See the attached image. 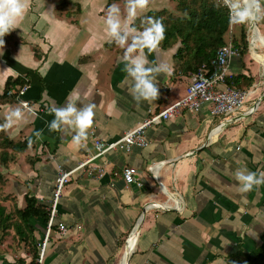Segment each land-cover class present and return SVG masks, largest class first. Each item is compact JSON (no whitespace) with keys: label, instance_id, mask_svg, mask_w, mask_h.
<instances>
[{"label":"crops","instance_id":"crops-1","mask_svg":"<svg viewBox=\"0 0 264 264\" xmlns=\"http://www.w3.org/2000/svg\"><path fill=\"white\" fill-rule=\"evenodd\" d=\"M104 1L77 0L79 13L70 18L67 10L58 14L59 0H44L45 7L33 0L25 19L4 39L0 94L9 76H22L28 83L16 100H0L1 123L9 109L20 107L23 118L5 134L14 141H33L13 152L14 160L0 163L2 197L16 200L13 211L0 204L4 214L11 213L15 220L14 210L24 207L25 195L48 208L59 172L72 170L41 264H120L133 240L126 264H226L239 246L255 248L264 233V186L241 193L234 179L238 168L264 170V50L257 51L264 47L261 30L254 33L248 28L254 48L228 60L232 75L252 78L250 84L241 80L235 85L255 87L244 106L256 102L252 113L225 117L212 114L208 104L197 111L183 108L160 124L147 126L145 146H117L78 167L95 154L96 139L117 140L125 130L182 98L199 68L209 69L203 64L184 75L174 56L178 44L160 47L148 59L168 63L172 75L157 77L156 101L136 104L129 94L131 81H126L119 63L124 50L106 42ZM77 93L96 105L86 148H77L71 134L48 131L53 119L48 109L63 106L70 94ZM22 100L30 107L25 108ZM29 109L36 111L35 117ZM37 130H43L42 139L36 138ZM124 167L134 170L133 183L124 181ZM171 195L179 209L158 206ZM28 222L37 254L46 223L35 216ZM58 222L66 225L65 234L58 231ZM9 232L17 244L11 249L2 239ZM1 241L0 264H29L33 248L15 235L12 226L0 230Z\"/></svg>","mask_w":264,"mask_h":264},{"label":"clouds","instance_id":"clouds-1","mask_svg":"<svg viewBox=\"0 0 264 264\" xmlns=\"http://www.w3.org/2000/svg\"><path fill=\"white\" fill-rule=\"evenodd\" d=\"M32 3L33 0H0V49L5 45V35L25 19ZM152 3L153 0H125L126 16H122L118 4H112L104 20L106 42L124 50L119 63L123 65L121 71L126 74V81H131L129 94L136 104L156 101L160 95L157 77L161 74L171 76L173 71L166 62L154 63L148 59L150 54L159 51L166 39V26L162 18L146 15ZM37 4L45 7L44 0H37ZM216 6L228 9L229 23L233 25L264 20V4L261 0H216ZM46 74V71L42 73ZM86 99H82L78 93L70 94L63 106L54 105L48 109V114L53 116L48 122V131L71 134L77 148L87 147L89 131L94 123L96 105L86 103ZM24 107H27L26 103ZM29 112L33 117L36 116L35 110L29 109ZM22 118L20 107L9 109L5 122L0 124V131L7 132ZM35 136L42 139L43 130H37ZM32 143L29 140V145ZM234 179L239 184V192L248 193L264 186V170L257 172L247 167L238 168Z\"/></svg>","mask_w":264,"mask_h":264},{"label":"trees","instance_id":"trees-1","mask_svg":"<svg viewBox=\"0 0 264 264\" xmlns=\"http://www.w3.org/2000/svg\"><path fill=\"white\" fill-rule=\"evenodd\" d=\"M66 1H68L67 4ZM172 1L175 2L173 10L166 7L157 10L151 9L146 15L162 18L166 26V39L160 47L168 48L178 44L174 56L179 61V71L184 75L196 72L203 64L209 69L212 68L211 60L227 39L231 41L237 53L241 55L247 53L249 39L246 24H239L237 34L229 30L228 9L223 6L217 7L216 0ZM261 3L264 4V0H261ZM71 4H74L75 9L79 12L80 7L77 0H61L59 8ZM66 15H68V11H66ZM139 23L138 20L137 27H139ZM108 45L110 44L108 43ZM241 80L250 84L252 78L232 74L226 78L227 83L234 86ZM27 83L28 80L22 76H9L0 94V100H16L19 96V88ZM0 124H2L1 119ZM28 146V141H14L5 132L0 131V163L14 160L13 152L23 151ZM24 200V207L14 210L15 220H12L11 213L4 214V207L0 205V230L5 231L12 226L15 235L25 243L31 244L33 248V227L29 224L28 218L30 216L41 217L47 223L49 210L45 205L37 203L34 196L25 195ZM36 258L37 254L33 248L29 264H34ZM226 264H264V233L261 234L260 243L255 248L244 250L239 246L235 253L228 255Z\"/></svg>","mask_w":264,"mask_h":264},{"label":"built area","instance_id":"built-area-1","mask_svg":"<svg viewBox=\"0 0 264 264\" xmlns=\"http://www.w3.org/2000/svg\"><path fill=\"white\" fill-rule=\"evenodd\" d=\"M235 25L230 23V30H232ZM249 42V47L253 49L254 47L252 46L251 40H249ZM234 54H237V50L231 42L222 45L217 50L214 58L211 60L212 68L208 70L199 68V70L192 75L190 83L186 86L185 95L182 98L167 105L165 108L148 118H145L138 125L125 130L124 133L115 141L106 142L96 139L94 141L96 149L95 154L90 156L86 161L80 163L78 167L83 166L85 163H88L89 160L100 156L109 150H113L117 146L124 148H129L131 145L145 146L147 144V140L144 135L145 128L147 126L160 124L162 120L170 118L183 108L197 111L202 107V105L208 104L212 114L224 115L225 117H229L230 115L235 116L241 112L245 114L252 113L256 109V102L245 109L244 106L248 95L254 91L255 87L240 89L234 85L228 84L226 81V78L231 75L228 69V60ZM25 89L26 85L20 87L19 94L23 93ZM25 103L27 104V108H29L30 104L28 100L21 101L23 106ZM71 172L72 170L61 171L56 177L52 199L48 207L49 217L46 223L43 240L39 244L36 264H41L43 261L47 240L53 226L56 206L62 194L64 184L68 181ZM134 173L135 172L131 167L123 168V178L127 184L135 181ZM153 205L156 204L150 203V206ZM147 206L148 204L146 207ZM158 206H162L164 208H174L176 210L180 207L172 195L169 196L164 203ZM57 229L60 234H65L67 232V227L62 222L57 223Z\"/></svg>","mask_w":264,"mask_h":264},{"label":"rangeland","instance_id":"rangeland-1","mask_svg":"<svg viewBox=\"0 0 264 264\" xmlns=\"http://www.w3.org/2000/svg\"><path fill=\"white\" fill-rule=\"evenodd\" d=\"M60 1L58 2L57 4V7H56V10L58 11V14H63L66 10L68 11V14H70V18H76L77 14L79 13L75 8L76 6L74 4H71L69 7L67 5H65L63 8H59V5H60ZM104 1V0H103ZM107 1V2H106ZM103 2L102 4V7H101V13H107V10H108V7L112 4H118L121 8V14L122 15H125L126 14V6H125V0H106ZM68 3V1H66V4ZM175 2L172 1V0H153V3L150 5V8H153L154 10H157V9H161L163 7H166L168 8L169 10H173L174 7H175ZM67 6V7H66ZM72 9V10H71ZM66 14V13H65ZM71 15H74V16H71ZM257 24H258V27H259V30H261V35L263 36L262 39L264 40V26H263V20H259V21H256ZM246 26H247V30L248 28H250V30L253 29V26H250L251 23H245ZM236 30V33H238V30H239V24H236L233 28V31ZM248 32V39L250 40L249 36H250V31ZM254 33H255V30H254ZM10 34H7L5 35L4 39L9 37ZM260 48L259 50H257L258 52H263L264 50V47H258ZM257 52V53H258ZM254 58L258 59L257 56H254ZM4 192L0 191V204H3L5 205L6 209L8 211H13L14 207H15V203H16V200L14 199V197L11 199V198H7V199H10V201H7L6 198L2 197L4 196L3 195ZM11 195V193H8ZM8 196V195H7ZM4 198V199H3ZM12 232V230H11ZM11 232L5 234L3 236V240H5V242L3 241V244H4V247H7V248H12V247H17V244H16V240L12 237V234ZM1 245H2V241L0 242V250H1ZM25 247V246H24Z\"/></svg>","mask_w":264,"mask_h":264},{"label":"bare ground","instance_id":"bare-ground-1","mask_svg":"<svg viewBox=\"0 0 264 264\" xmlns=\"http://www.w3.org/2000/svg\"><path fill=\"white\" fill-rule=\"evenodd\" d=\"M250 26H253V29H255V31L257 32V31H259V28H258V26H255L254 24H250ZM249 38H250V36H249ZM252 38V37H251ZM251 40V39H250ZM252 43V42H251ZM133 240V239H132ZM134 241V240H133ZM133 241H129V245L127 246V250H126V252L124 253V255H123V258H122V260H121V263L120 264H126V257H127V255L132 251V245H131V243L133 244ZM131 245V246H130Z\"/></svg>","mask_w":264,"mask_h":264},{"label":"water","instance_id":"water-1","mask_svg":"<svg viewBox=\"0 0 264 264\" xmlns=\"http://www.w3.org/2000/svg\"><path fill=\"white\" fill-rule=\"evenodd\" d=\"M252 24H254L255 26H258L257 22H252ZM259 28V27H258Z\"/></svg>","mask_w":264,"mask_h":264}]
</instances>
